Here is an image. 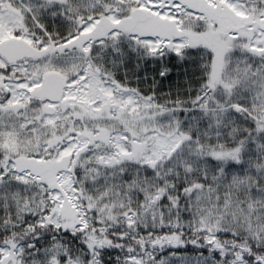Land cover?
I'll return each mask as SVG.
<instances>
[{
    "label": "snow or ice",
    "instance_id": "obj_1",
    "mask_svg": "<svg viewBox=\"0 0 264 264\" xmlns=\"http://www.w3.org/2000/svg\"><path fill=\"white\" fill-rule=\"evenodd\" d=\"M0 264H264V0H0Z\"/></svg>",
    "mask_w": 264,
    "mask_h": 264
}]
</instances>
